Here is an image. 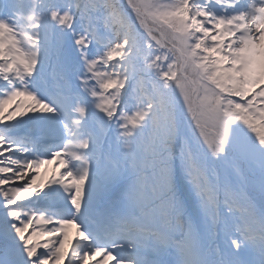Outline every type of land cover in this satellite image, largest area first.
Listing matches in <instances>:
<instances>
[{
    "label": "clouds",
    "instance_id": "9594fccd",
    "mask_svg": "<svg viewBox=\"0 0 264 264\" xmlns=\"http://www.w3.org/2000/svg\"><path fill=\"white\" fill-rule=\"evenodd\" d=\"M12 5L0 3L13 29L0 98L54 109L27 105L15 120L28 125L21 152L64 163L50 185L74 208L72 180H84L79 264L96 250L110 264H264V139L238 119L228 137L216 119L202 128L190 108L225 122L251 113L264 128V77L225 80L211 54L232 62L245 41L264 44V0H44L28 20Z\"/></svg>",
    "mask_w": 264,
    "mask_h": 264
},
{
    "label": "snow or ice",
    "instance_id": "6c2138e0",
    "mask_svg": "<svg viewBox=\"0 0 264 264\" xmlns=\"http://www.w3.org/2000/svg\"><path fill=\"white\" fill-rule=\"evenodd\" d=\"M19 13L20 7L17 4H13L12 8L8 11V15L18 16ZM3 15V9H0V17ZM216 27L222 31L224 21L217 22ZM0 30H2L3 34L8 35L12 31V27L5 19H0ZM216 39H222V37L218 36ZM250 47H255V45L251 44V41H245L244 45L236 51L235 56L237 58L232 61L233 64H240ZM211 54L219 55V53L215 52V49H212ZM222 59L223 61H228V57L226 56ZM224 71L225 73H234L235 75L241 74L235 68L225 69ZM246 72L247 68H245ZM105 87L111 88L114 87V84H106ZM249 87L251 92H255L254 86L250 85ZM225 90L227 91V89ZM18 100L21 101V106L12 112L11 115H8ZM33 104L41 112L54 111V109L47 105L38 103L35 97L21 92L11 94L6 99L0 98V118L5 119L6 122L14 121L17 117L23 116L25 112L32 111L33 109L27 107V105ZM197 107H201L199 113L196 111ZM236 107L239 110L241 105L237 103ZM190 108L195 116L200 117L197 119V123L201 124L202 128L207 121L216 119L223 128V136L228 137L232 135L230 125L234 123V120L238 119L252 127L264 139V128L256 127L260 121L258 119L254 121L251 113L247 116L240 115L225 122L218 119L216 109L205 110L206 104L204 102L201 105L192 102L190 103ZM76 110L82 115L85 113L83 107H79ZM243 111L247 112L248 110L244 108ZM74 123L79 124L80 122L77 120ZM236 137L239 144H243L246 139L243 133H237ZM67 147L70 148L71 145ZM21 151H23V141H20L18 144L10 143L5 136L0 135V196L4 198L7 206L12 209L9 215L18 222L13 227L19 240L23 242V253H26L25 259H16L13 264H71L70 257L74 256L76 239L78 236L84 235L80 230L81 225L75 217L54 219L44 213L32 212L30 214L24 213V218H22V213L15 210L19 202L29 200L38 191H43L48 187L53 175L59 176L61 174L64 163L62 162L60 167H53L56 164V160L40 159L38 157L14 158L17 152ZM72 155L76 154L72 153ZM72 184L78 187L76 199L72 203L76 205L75 210L79 213L84 180L73 179ZM2 243L5 248L8 247L7 240H3ZM78 258L83 260V264H110L112 259L100 250H96L95 255L89 254L88 257Z\"/></svg>",
    "mask_w": 264,
    "mask_h": 264
},
{
    "label": "rangeland",
    "instance_id": "374dc122",
    "mask_svg": "<svg viewBox=\"0 0 264 264\" xmlns=\"http://www.w3.org/2000/svg\"><path fill=\"white\" fill-rule=\"evenodd\" d=\"M44 0H11L12 4H17L20 7V13L18 15L19 18H23L24 20H28L32 18L37 12L41 10L43 7ZM2 3V0H0ZM13 31V29H12ZM18 31V29H16ZM7 35L3 34L2 30H0V41H3ZM255 47H250L248 53L250 54V72L251 75L254 76L255 79L258 77H264V44H254ZM6 47V45H5ZM2 92L0 96L6 95L7 92L5 89L1 88ZM28 125L26 124L23 127V132L19 136H15V142L18 144L20 141H24L28 143V133H27ZM31 146V145H29ZM36 154L47 158L52 152L47 151L43 148L36 149ZM32 153H24L17 152L14 158L16 159H24L26 157H31ZM53 167H58L56 164ZM28 207L34 210L37 213H44L45 215L52 217L54 219L61 218H72L75 217L77 222L82 226H89L88 219L85 216L86 208L82 207L79 213L76 212L75 208L69 203L68 194L65 192L62 186L49 185L43 191H38L28 202ZM16 235V233H14ZM18 238V236L16 235ZM71 264H79L78 259L74 256L70 257ZM2 264H11L9 260L6 258L0 259Z\"/></svg>",
    "mask_w": 264,
    "mask_h": 264
},
{
    "label": "trees",
    "instance_id": "16d2710c",
    "mask_svg": "<svg viewBox=\"0 0 264 264\" xmlns=\"http://www.w3.org/2000/svg\"><path fill=\"white\" fill-rule=\"evenodd\" d=\"M224 39H227V37H224ZM222 58L223 57L220 54L217 55V63L220 65L219 72L222 74V77L225 80H227V77L229 75H234L236 77L243 76L246 79L254 81V79L250 75V68L245 65L246 63H245L244 59L240 64H233V62L223 61ZM232 68H235L241 74L235 75L234 73H225V71H224L225 69H232ZM245 68H247L246 73H245ZM4 202H5L4 198L2 196H0V206H2ZM21 210L22 209H19L18 211H20L22 213V218H23V214L25 212L21 211ZM12 223H18V222L15 221L14 218H12L9 215V212L0 214V254H4L6 257L10 258L14 262L16 259H21V260L25 259L26 253H23V246L18 248V249H13L10 247L9 242L12 240H17L14 237L15 230H13ZM3 240L8 241V247L7 248H5L3 246V243H2ZM22 253H23V255H22Z\"/></svg>",
    "mask_w": 264,
    "mask_h": 264
}]
</instances>
